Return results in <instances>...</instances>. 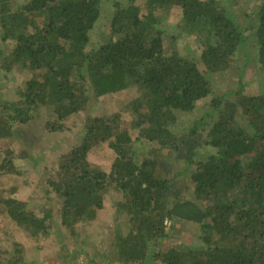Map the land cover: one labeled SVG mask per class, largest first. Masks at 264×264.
I'll return each instance as SVG.
<instances>
[{
	"label": "trees",
	"instance_id": "16d2710c",
	"mask_svg": "<svg viewBox=\"0 0 264 264\" xmlns=\"http://www.w3.org/2000/svg\"><path fill=\"white\" fill-rule=\"evenodd\" d=\"M15 3L0 0V64L31 77L17 100L0 102V177L22 174L15 160L35 159L38 142L86 112L46 192L61 199L62 224L72 231L96 219L110 190L123 194L118 211L130 215L131 227H111L104 264H264V94L247 95L241 86L234 98L215 95L212 110L186 131L176 128L178 112H193L213 94L212 73L241 57L244 65L256 58L264 71V6L251 23L218 0H113L106 38L91 46L105 0ZM175 5L188 26L212 39L201 55L164 46L156 11ZM132 86L140 95L124 108L134 123L118 113H89L99 98ZM104 142L115 153L110 171L89 160ZM0 200L33 237L55 222L52 210L38 216L27 201L2 194ZM189 223L195 236L184 234ZM177 234L180 241L170 244ZM18 244L14 257L0 249V264L24 263Z\"/></svg>",
	"mask_w": 264,
	"mask_h": 264
},
{
	"label": "rangeland",
	"instance_id": "374dc122",
	"mask_svg": "<svg viewBox=\"0 0 264 264\" xmlns=\"http://www.w3.org/2000/svg\"><path fill=\"white\" fill-rule=\"evenodd\" d=\"M27 0H16L15 5ZM227 2L235 12H241V20L256 23L257 14L264 6V0H218ZM102 15L92 30L91 46L103 42L106 38V28L110 24L114 11L113 0H105ZM144 4V0H138ZM145 13V10H144ZM157 17L160 18V30L163 44L166 48L176 47L183 54L188 52L201 55L207 43L212 40L202 32L201 29H192L184 20L182 10L179 6H168L158 8ZM252 18H249L248 16ZM254 38L251 35L250 40ZM250 43L249 49L252 47ZM0 49H4V44L0 41ZM1 67V64H0ZM31 77V72L25 69L14 68L11 71L0 68V102L2 100H17L19 98L18 87ZM213 87V94L200 101L197 108L191 113L178 112V131H186L195 120L200 118L207 111L212 110V99L215 95L231 93L235 97L241 86L247 95L264 94V71L256 58L244 65L241 57L239 61L225 70L209 75ZM140 95L137 86L105 95L93 103L89 113L91 115L120 114L121 121L134 123L136 118L132 117L129 111L125 110V105L132 102ZM40 115L44 120L50 119L48 110L43 109ZM86 112L79 113L67 118L65 132L49 134L44 141L38 142L34 148L35 159L15 160L16 166L22 174H7L0 177V195L5 198H17L27 201L28 209L38 216H43L47 210H52L55 222L47 233L33 237L23 227L14 222L2 208L0 200V249L10 257L17 256L15 252L17 243L24 260L23 264H104L102 255L109 250L111 227L117 223L125 231L131 227L130 215L121 208L118 211V204L124 200L123 194L110 190L104 199V207L97 212L94 220H85L77 224L74 231L62 224L60 209L61 199L56 193H47L49 181L54 179L55 168L64 153L74 148L83 130ZM79 141V140H78ZM0 144V157L4 149ZM20 143H15L12 147L16 153L19 152ZM73 145V146H72ZM141 143L135 141V146L140 148ZM114 151L109 147L108 142L96 145L90 150L89 160L111 170L114 159ZM16 190H15V189ZM188 228L184 234L192 236L197 233V228L193 224H187ZM183 231V230H182ZM180 231V232H182ZM184 236L183 240L188 241ZM177 238H171L170 244H177ZM179 237V238H178Z\"/></svg>",
	"mask_w": 264,
	"mask_h": 264
}]
</instances>
